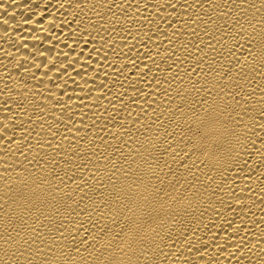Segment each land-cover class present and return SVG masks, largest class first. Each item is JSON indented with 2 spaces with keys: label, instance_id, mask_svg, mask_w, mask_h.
I'll return each instance as SVG.
<instances>
[{
  "label": "bare ground",
  "instance_id": "6f19581e",
  "mask_svg": "<svg viewBox=\"0 0 264 264\" xmlns=\"http://www.w3.org/2000/svg\"><path fill=\"white\" fill-rule=\"evenodd\" d=\"M0 264H264V0H0Z\"/></svg>",
  "mask_w": 264,
  "mask_h": 264
}]
</instances>
